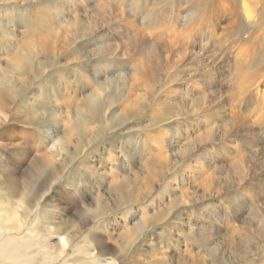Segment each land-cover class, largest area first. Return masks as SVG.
Listing matches in <instances>:
<instances>
[{"label":"rangeland","instance_id":"1","mask_svg":"<svg viewBox=\"0 0 264 264\" xmlns=\"http://www.w3.org/2000/svg\"><path fill=\"white\" fill-rule=\"evenodd\" d=\"M244 1L0 0V203L24 202L23 240L68 234L53 264H264V1L254 24Z\"/></svg>","mask_w":264,"mask_h":264},{"label":"bare ground","instance_id":"2","mask_svg":"<svg viewBox=\"0 0 264 264\" xmlns=\"http://www.w3.org/2000/svg\"><path fill=\"white\" fill-rule=\"evenodd\" d=\"M150 2H152L156 6L159 5V9H160V5L163 8L166 5L165 0H149L148 3H150ZM206 2H208V1H206ZM251 8H252L251 0H248L247 3L245 1L243 2V12H244L246 18L249 19V23L254 24V21H256L255 20L256 15L253 13L254 9L253 8L251 9ZM149 14H151V13H149ZM149 16L147 17V14H146L142 18L143 20H145V18H146V22H145L146 26H152L154 24L156 25L159 22L157 20L156 13L154 15L152 14V16H150V17ZM178 19H179V17H178ZM41 45H43V43ZM107 45H109V44H107ZM104 46H105V44H104ZM133 46H136V44H134ZM18 51H20V50H18ZM20 57H22L21 54H20ZM20 57L18 60H20ZM22 59L25 61L24 66L27 64V62L28 63L30 62L29 59L26 57H22ZM16 65L18 66V64H16ZM18 67H20V66H18ZM119 80L125 82L126 75H118V77L116 76L115 81H119ZM113 83H114V81L111 80L110 82H107L106 85L111 86V85H113ZM6 88H8V87H6ZM114 93H115V91H114ZM113 94L112 95L110 94V97H109L110 99L108 100L107 105L113 103V99H112ZM86 101L88 103L86 105L88 107V110L85 112H83L84 111L83 110L82 111L83 113L80 114V116L78 117V120L76 121L77 122L76 126H77L78 131L80 130V126H82V124L84 122H87L86 120L90 119V121H92L91 119L92 118L94 119V117L96 116L95 113L97 112V109H99V105H100L99 99L94 97V95H90V96L88 95L86 97ZM137 106H139V105H137ZM136 109H137V107H136ZM132 111L131 110L126 111L125 115L126 116L133 115L134 110H132ZM160 118H162V117H160ZM83 126H84V124H83ZM55 145H56V143H53V145H51V149H52V147H54V149H52V151L49 152V155L51 158H55V156L59 154L57 151L58 147L56 148ZM60 145L62 146V145H64V143H62ZM60 145H59V147H61ZM64 147H65V145L63 146V148L61 147L59 149V150H61V152L63 154H64ZM32 153H33L32 149L31 150H29L28 148L24 149L23 156H24L26 161L29 160ZM13 155H15V154H13ZM51 158L47 159L44 156L41 159H39L38 157L33 156L31 161L36 159L37 160L36 165L39 164V167L41 169L47 171V170H49L50 166L53 164ZM61 158H62V160H64L63 155ZM22 159H23V157H22ZM122 190H124V189H122ZM63 204L64 203H61L59 206L55 205V204H51V206L53 208H57V207H62ZM67 204H68V202H67ZM7 208H9L11 210L7 211ZM25 209H26V206H25L23 201H19L18 204H16L13 208L9 204L0 203V259L8 260V261L11 260L12 264H53L54 257L52 258V256H51L52 254H56L55 260H58V261H60L64 257H66L68 255V253L71 252V249H72V247L70 246V239H69L70 236H68V234H64V232H62V230H59L58 228L52 227L50 224L45 226V230L59 234L58 239L53 246H49L47 244H39V239H42V236L38 233L32 232L31 230H30V233H31L30 237L27 240H23V236L21 234H19L18 232L22 231L23 227H25L26 218H27ZM43 238H45V237L43 236ZM44 243H45V241H44ZM78 249H79V252H82L80 246H78ZM114 263H115V260L111 259L110 262H107L105 264H114Z\"/></svg>","mask_w":264,"mask_h":264}]
</instances>
